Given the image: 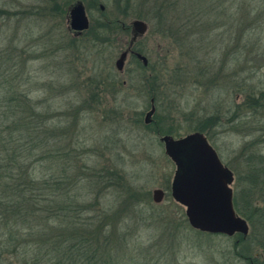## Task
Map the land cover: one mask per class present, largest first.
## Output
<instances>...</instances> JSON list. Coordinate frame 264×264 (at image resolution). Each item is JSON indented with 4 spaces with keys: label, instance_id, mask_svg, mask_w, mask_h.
<instances>
[{
    "label": "rangeland",
    "instance_id": "1",
    "mask_svg": "<svg viewBox=\"0 0 264 264\" xmlns=\"http://www.w3.org/2000/svg\"><path fill=\"white\" fill-rule=\"evenodd\" d=\"M77 3L91 26L118 22L104 44L70 30ZM136 19L148 65L129 54L118 72ZM12 94L41 116L36 176L69 179L86 215L107 217V264H264V0H0V111ZM196 132L233 174L244 238L193 230L171 196L159 138Z\"/></svg>",
    "mask_w": 264,
    "mask_h": 264
},
{
    "label": "trees",
    "instance_id": "2",
    "mask_svg": "<svg viewBox=\"0 0 264 264\" xmlns=\"http://www.w3.org/2000/svg\"><path fill=\"white\" fill-rule=\"evenodd\" d=\"M116 24L102 20L87 31L104 44L101 35ZM8 89L11 93V85ZM28 102L12 94L0 111V129L7 132L0 135V264H107L114 232L107 229V217L86 215L92 205L77 201L69 179L34 173L33 135L39 126L33 121L41 116Z\"/></svg>",
    "mask_w": 264,
    "mask_h": 264
},
{
    "label": "water",
    "instance_id": "3",
    "mask_svg": "<svg viewBox=\"0 0 264 264\" xmlns=\"http://www.w3.org/2000/svg\"><path fill=\"white\" fill-rule=\"evenodd\" d=\"M103 11V6L100 7ZM89 19L85 8L77 3L69 10V28L73 32L81 33L89 28ZM132 37L128 49L122 52L115 61L114 66L118 72L123 70L125 60L133 44L143 37L148 26L142 20L130 23ZM143 67H147L148 60L139 53H133ZM150 110L145 114L144 123L150 124L155 112L153 99ZM159 141L164 146L165 155L175 165L171 183V196L173 200L185 208L188 225L195 231L232 237L240 234L248 235L249 229L246 221L239 217L233 207L232 172L219 160L215 150L207 142L202 133L189 134L183 138L174 139L163 136ZM163 191H153V202L160 203Z\"/></svg>",
    "mask_w": 264,
    "mask_h": 264
},
{
    "label": "flooded vegetation",
    "instance_id": "4",
    "mask_svg": "<svg viewBox=\"0 0 264 264\" xmlns=\"http://www.w3.org/2000/svg\"><path fill=\"white\" fill-rule=\"evenodd\" d=\"M75 33H77V32H75ZM133 51H132V49H131V53H129V54H131V55H133ZM206 137V136H205ZM207 139V138H206ZM207 142H208V140H207ZM209 143V142H208ZM245 220V219H244ZM246 221V223H247V225H248V229H249V224H248V222H247V220H245ZM242 236V235H241ZM242 238H244V236H242Z\"/></svg>",
    "mask_w": 264,
    "mask_h": 264
}]
</instances>
